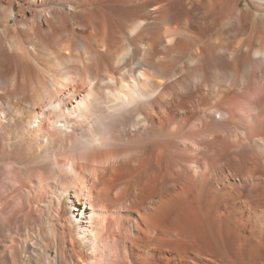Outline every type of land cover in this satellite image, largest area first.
<instances>
[{
  "label": "bare ground",
  "instance_id": "1",
  "mask_svg": "<svg viewBox=\"0 0 264 264\" xmlns=\"http://www.w3.org/2000/svg\"><path fill=\"white\" fill-rule=\"evenodd\" d=\"M0 264H264V0H0Z\"/></svg>",
  "mask_w": 264,
  "mask_h": 264
},
{
  "label": "rangeland",
  "instance_id": "2",
  "mask_svg": "<svg viewBox=\"0 0 264 264\" xmlns=\"http://www.w3.org/2000/svg\"><path fill=\"white\" fill-rule=\"evenodd\" d=\"M248 181V179H246Z\"/></svg>",
  "mask_w": 264,
  "mask_h": 264
}]
</instances>
